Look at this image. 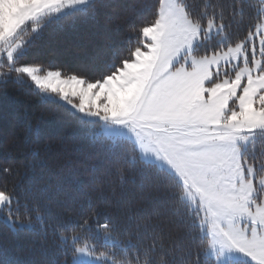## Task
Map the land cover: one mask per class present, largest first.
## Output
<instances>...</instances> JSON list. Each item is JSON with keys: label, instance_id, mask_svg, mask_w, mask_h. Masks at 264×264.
Wrapping results in <instances>:
<instances>
[{"label": "snow or ice", "instance_id": "snow-or-ice-1", "mask_svg": "<svg viewBox=\"0 0 264 264\" xmlns=\"http://www.w3.org/2000/svg\"><path fill=\"white\" fill-rule=\"evenodd\" d=\"M105 2L0 0V84L13 73V79L27 77L38 92L95 118L97 139L127 129L140 152L166 161L173 175L157 174L130 195L112 188L104 196L105 185L96 183L104 199L92 206L88 196L83 215L86 204L74 195L75 206H57L48 219L58 239L42 249L52 264H79L81 257L111 264H150L153 257L156 264H228L234 253L264 264V0H204L200 7L191 0H151L152 15L144 23H136L135 10H129L118 27L125 26L131 45L94 80L18 62L26 51L19 40L24 29L65 11L87 15ZM32 119L27 113L19 131L21 151L40 141V125ZM50 142L44 139L46 147ZM18 164L35 168L30 159L12 160L3 165L4 176L12 177ZM17 188L18 182H0V223L13 234L18 225L32 227L31 212L20 210ZM160 198L167 207L187 201L181 231L167 246L157 243L166 211L155 203ZM36 217L43 228L38 207ZM121 232L128 233L123 252L127 256L131 247L134 259L97 255L91 243L97 235L119 239ZM26 247L25 254L31 253L33 246Z\"/></svg>", "mask_w": 264, "mask_h": 264}, {"label": "trees", "instance_id": "trees-1", "mask_svg": "<svg viewBox=\"0 0 264 264\" xmlns=\"http://www.w3.org/2000/svg\"><path fill=\"white\" fill-rule=\"evenodd\" d=\"M141 2L144 4L142 9L139 7ZM191 3L200 7L204 0H191ZM129 10H135L136 23H144L152 15L151 0H106L103 6L95 11L89 10L87 15L68 11L37 21L38 31L32 30L33 25L22 31L19 37L24 41L26 51L18 56V62L41 63L93 80L101 77L109 70L112 58L119 60L131 45L125 26L121 24L118 27L119 18ZM15 75L13 73L12 77ZM12 77L6 84H0V182L5 179L10 184L18 182L20 210L31 212L32 227L18 225V232L13 234L0 223V264H52V255L42 246H47L54 238L58 239V235L54 237L47 227L48 219L54 217L57 206H75L78 201L73 197L79 196L86 204L81 210L83 215L88 210V196L92 206H96L104 196L110 195L112 188L117 194L122 191L135 194L151 184L157 174L172 178L173 173L144 161L135 143L127 138L111 136L97 139L95 133L99 125L95 118L75 112L57 97L38 92L25 76L18 80ZM27 113L32 114L34 126L40 125L41 137L25 152L19 148L18 134L25 126ZM45 138L51 140L47 147ZM62 138L66 143H61ZM14 139L17 143L12 142ZM29 159L35 168L26 169L18 164L12 177L4 176V164ZM96 183L105 185L104 196L93 187ZM45 186L52 191L41 194L40 189ZM83 186L87 187L81 191ZM26 199L27 207L24 204ZM48 201L52 202V207ZM155 203L166 208L160 217L161 224L157 229L160 239L157 243L167 246L181 231L180 218L186 215L187 201H174L168 207L164 198L157 199ZM36 207L44 218L43 228L36 217ZM127 239L128 233L121 232L119 239L97 235L91 243L97 248V255L107 252L121 259H134L131 247L127 256L123 252ZM28 244L33 248L31 253L25 254ZM157 259L150 258V264H156ZM92 261L111 264L109 260ZM202 264H211V261H202Z\"/></svg>", "mask_w": 264, "mask_h": 264}, {"label": "rangeland", "instance_id": "rangeland-1", "mask_svg": "<svg viewBox=\"0 0 264 264\" xmlns=\"http://www.w3.org/2000/svg\"><path fill=\"white\" fill-rule=\"evenodd\" d=\"M66 12H68V11H65V12H63V13H66ZM63 13H61V14H63ZM53 15H55V14H53ZM53 15H52V16H53ZM59 15H60V14H59ZM45 18H49V17H45ZM45 18H42V19H45ZM42 19H41V20H42ZM34 26L36 27V25H34ZM24 30H25V29H24ZM24 30H23V31H24ZM34 32H36V31H34ZM20 41L24 42V41L21 40V39H20ZM49 95H51V94H49ZM51 96L56 97V96H54V95H51ZM57 98H58V97H57ZM115 127H122V126H115ZM112 137H114V138H127V139H129L130 141H132V142L135 143V137L132 136V134H131L130 132H128L127 129H123V131L118 132V133H115ZM135 145H136V143H135ZM136 147H137V146H136ZM137 148H138V147H137ZM138 150H139V149H138ZM139 152H140V150H139ZM140 155H141V157H142V159H143L144 161H146V162H148V163H149V162H150V163H154V164H156L159 168H161V169H165V170H167V171H169V172H172V170L170 169V166L166 163V161H163V160L157 159L154 155H151V154H149V155H147V156H144V155L140 152ZM239 261H249V262H251L248 258L242 256L241 254H239V253H234V254L232 255L230 261L228 262V264H233V263H236V262H239ZM79 264H95V262L92 261V259H89V258H87V257H81V258H80V262H79Z\"/></svg>", "mask_w": 264, "mask_h": 264}]
</instances>
